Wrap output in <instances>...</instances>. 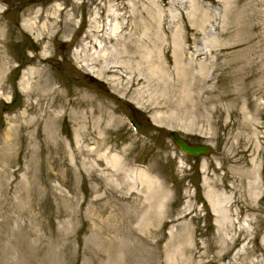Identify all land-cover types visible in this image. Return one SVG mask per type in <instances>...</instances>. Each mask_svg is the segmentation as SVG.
<instances>
[{
    "label": "rangeland",
    "instance_id": "374dc122",
    "mask_svg": "<svg viewBox=\"0 0 264 264\" xmlns=\"http://www.w3.org/2000/svg\"><path fill=\"white\" fill-rule=\"evenodd\" d=\"M111 3L132 27L108 57L122 42L134 48L145 20V58L158 73L145 62L134 86L124 69L106 73L110 82L90 73L112 64L99 62L106 51L87 52L88 67L78 53L89 19L98 10L103 20ZM56 4L67 28L40 39L23 29L30 8ZM0 6V264H216L208 257L232 226L250 229L247 259L264 260V0ZM176 40L186 83L161 84L156 76L177 79ZM140 95L143 109L130 100ZM169 131L211 153H181ZM209 201L221 202L218 215Z\"/></svg>",
    "mask_w": 264,
    "mask_h": 264
},
{
    "label": "bare ground",
    "instance_id": "6f19581e",
    "mask_svg": "<svg viewBox=\"0 0 264 264\" xmlns=\"http://www.w3.org/2000/svg\"><path fill=\"white\" fill-rule=\"evenodd\" d=\"M3 2H5V0H0L1 4ZM131 5H132V3H131ZM131 5H129V7H131ZM0 10H1V8H0ZM61 10H62L61 7L57 4L54 5L51 8V10H46V11H41L39 9L33 10L32 8H30L28 19L22 23V27H23V29H25L26 31H28L30 33H33L34 30L37 31V35H40V37H37V39L38 38L39 39L44 38L55 27L59 28V30L62 29L59 26L60 24L62 25V23L67 28L71 24L70 23L71 17L65 18L64 21H62L61 18H59L60 14H61ZM144 12H145V10H144ZM150 14H153V15H150V17L152 16V18H155L154 12H152ZM64 16H67V15H64ZM119 16H122V15H119V12H117L116 6L112 3L106 6L105 13L103 14V20H102L101 15H99L98 10L96 12H94L91 19H89L87 28L84 31V35L82 36L80 47H79L80 49L78 50V53H79L80 57L82 58L81 62L85 63V65L88 67L90 64L87 63L85 60V57L88 56L87 52H89L90 50H97V49H99V51H101V50L106 51L107 52L106 55L103 56L99 62L108 61L109 58L111 60L112 59L111 57H113L115 59L111 60L112 64L101 65L100 68H98L97 72L92 71L90 73L96 77L101 78L102 80H104L106 82H110L109 81L110 79H108L106 77V73L111 72V69H113V68H119L122 70L124 69L125 70V76L122 75L121 77L125 78L127 85L134 86L135 83L139 84V83L143 82L141 72L146 71L145 70V64L146 63H147V70L150 72L158 73V72H156V69L158 67H156L157 64L152 62L151 58H149L148 56L145 58V44H146L145 43V31H146L145 30V20L142 21V24L140 27L141 30H140L139 34L141 36H138L137 39H134L135 47L133 48L132 44L128 43L127 41L122 42L120 45V48L116 49L111 54V56L108 57V54H110L109 51L111 50V48H109V45L114 46L116 44V38L114 36H116L117 33L120 34L121 32H124V31L127 32L126 33L127 36L129 34H131V27L132 26L129 24V16L127 18L124 17L125 18L124 20L122 19V21L117 22V21H119ZM114 22L119 23L120 28L118 26L113 27ZM206 24H207V22H206ZM1 31L2 30L0 29V32ZM56 31H58V30H56ZM108 31H109V33H108ZM124 35H125V33H124ZM142 36H144V37H142ZM211 42H213V41L211 40ZM208 43H209V41H208ZM221 43H222V41H221ZM220 49L222 50V48H220ZM172 53H173V56L175 57L174 68L177 70L176 71L177 72V79H174V80L170 79L168 75H163L164 77L156 76L155 79H157L158 81H161L162 82L161 84H163V82H166V84H175V83H179V82L181 83V85H182V83L185 84L186 83L185 78H184L185 74L183 72L185 70H187V66L184 63V57H185L184 52L182 50H180V46H179L177 40L174 42ZM199 53H201V52L200 51H196V52L194 51L193 56L197 57L199 55ZM219 53H221V52H219ZM2 65H4L3 59L0 62V70L3 69ZM82 66H84V65H82ZM200 67H201L200 68L201 71H204L207 68V66H205V65H202V66L200 65ZM162 69L164 70V68H162ZM148 71H146V72H148ZM160 71H161V69H160ZM200 73L203 75V72H200ZM38 74L39 73L37 71L33 72V75L31 76L30 79H33V80L37 79L39 76ZM149 75L151 76L150 73H149ZM190 84H191V82H190ZM187 93H188V91H187ZM54 98H56V97H54ZM143 99L144 98L142 97V95H140L136 99L130 98L132 103L135 104V106L140 107V108L145 106V102L142 101ZM258 184H259L258 181H255V182L251 183L250 186L252 189H254V188L256 189L258 187ZM209 202H210L212 212L217 213L218 212L217 209H220V207H221V202L214 203V205L211 204V201H209ZM226 211L228 212V209ZM217 215H218V213H217ZM226 215H228V213L225 214V216ZM249 235H251L250 229H246L244 227H239L238 229H235L232 226V228L229 229L228 232L225 231V232H223V234L220 235L219 244L217 243L215 246H213V247L217 248V253H216V255H214L212 257H208L207 263L215 262L216 264H219L224 256H227V255L230 256L231 251H232L230 249L231 246H234L235 244L242 243V246L239 247V249L236 251V253L233 255V257H231L229 259V262L227 264H264V260H259V259L256 260L255 258L247 259V256L253 252L249 248H247V244L250 240ZM262 242H263L262 250L264 252V241H262ZM190 243L193 247L194 246L193 243L192 242H190ZM191 245L188 244V246H191ZM193 248H196V247L194 246ZM175 249H177V248H175ZM191 249H190V251L194 255L195 250L194 249L191 250ZM205 254L206 253L203 251L201 256H205ZM190 258L182 260V262L180 261L181 263L179 262L178 264H191ZM173 259H175V258H173ZM221 264H224V263H221Z\"/></svg>",
    "mask_w": 264,
    "mask_h": 264
},
{
    "label": "water",
    "instance_id": "95a60500",
    "mask_svg": "<svg viewBox=\"0 0 264 264\" xmlns=\"http://www.w3.org/2000/svg\"><path fill=\"white\" fill-rule=\"evenodd\" d=\"M31 49L35 50L33 45L30 44ZM167 136L173 142L175 147L183 154L196 158L199 156H205L211 153V149L203 144L189 143L185 138L179 136L174 131L167 132ZM203 202V201H202Z\"/></svg>",
    "mask_w": 264,
    "mask_h": 264
}]
</instances>
